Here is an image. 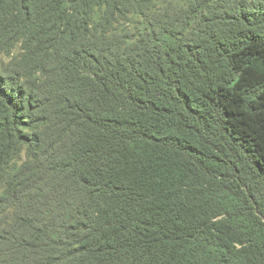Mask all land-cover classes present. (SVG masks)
<instances>
[{"label":"trees","instance_id":"trees-1","mask_svg":"<svg viewBox=\"0 0 264 264\" xmlns=\"http://www.w3.org/2000/svg\"><path fill=\"white\" fill-rule=\"evenodd\" d=\"M15 49L5 264H264V0H0Z\"/></svg>","mask_w":264,"mask_h":264},{"label":"rangeland","instance_id":"rangeland-1","mask_svg":"<svg viewBox=\"0 0 264 264\" xmlns=\"http://www.w3.org/2000/svg\"><path fill=\"white\" fill-rule=\"evenodd\" d=\"M17 57H19V50L16 49L10 54H0V77L8 76V73L15 67ZM20 83H22V81H20ZM1 147L2 145L0 144V169L4 167L6 163H10V165L5 167V169H17V167L25 161V146L20 149L18 156L9 155L5 150H2ZM2 180V175H0V264H5L6 256L4 257V251L6 248L4 230L11 222L10 209L12 208L8 205V197L11 194L7 192V184L5 185ZM5 195L7 198H5ZM24 255L28 260H31V257H36L38 255V251L27 248L24 251Z\"/></svg>","mask_w":264,"mask_h":264}]
</instances>
